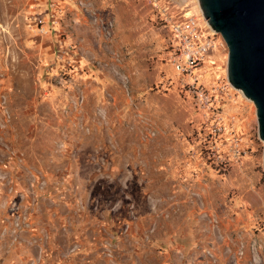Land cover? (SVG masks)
<instances>
[{
	"label": "rangeland",
	"instance_id": "obj_1",
	"mask_svg": "<svg viewBox=\"0 0 264 264\" xmlns=\"http://www.w3.org/2000/svg\"><path fill=\"white\" fill-rule=\"evenodd\" d=\"M216 45L177 69L174 27ZM196 0H0V264H264L263 142Z\"/></svg>",
	"mask_w": 264,
	"mask_h": 264
},
{
	"label": "water",
	"instance_id": "obj_2",
	"mask_svg": "<svg viewBox=\"0 0 264 264\" xmlns=\"http://www.w3.org/2000/svg\"><path fill=\"white\" fill-rule=\"evenodd\" d=\"M209 29L226 48V78L255 107L263 142L264 168V0H196Z\"/></svg>",
	"mask_w": 264,
	"mask_h": 264
},
{
	"label": "built area",
	"instance_id": "obj_3",
	"mask_svg": "<svg viewBox=\"0 0 264 264\" xmlns=\"http://www.w3.org/2000/svg\"><path fill=\"white\" fill-rule=\"evenodd\" d=\"M201 28L194 16H188L177 22L174 27V37L178 45V56L174 63L178 70L192 73V70L200 66L205 56L216 45L213 38H201ZM220 43L224 44L220 37Z\"/></svg>",
	"mask_w": 264,
	"mask_h": 264
},
{
	"label": "crops",
	"instance_id": "obj_4",
	"mask_svg": "<svg viewBox=\"0 0 264 264\" xmlns=\"http://www.w3.org/2000/svg\"><path fill=\"white\" fill-rule=\"evenodd\" d=\"M225 61H226V57H225Z\"/></svg>",
	"mask_w": 264,
	"mask_h": 264
}]
</instances>
